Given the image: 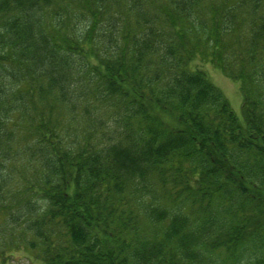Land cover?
<instances>
[{
    "label": "trees",
    "instance_id": "1",
    "mask_svg": "<svg viewBox=\"0 0 264 264\" xmlns=\"http://www.w3.org/2000/svg\"><path fill=\"white\" fill-rule=\"evenodd\" d=\"M20 249L264 264V0H0V264Z\"/></svg>",
    "mask_w": 264,
    "mask_h": 264
},
{
    "label": "rangeland",
    "instance_id": "2",
    "mask_svg": "<svg viewBox=\"0 0 264 264\" xmlns=\"http://www.w3.org/2000/svg\"><path fill=\"white\" fill-rule=\"evenodd\" d=\"M197 67L203 70L211 82L220 89L227 99L231 109L238 114L241 105V94L239 85L235 81L225 77L219 70L214 68L211 64L198 63ZM39 262L31 256L26 249L15 250L10 256L6 264H38Z\"/></svg>",
    "mask_w": 264,
    "mask_h": 264
}]
</instances>
